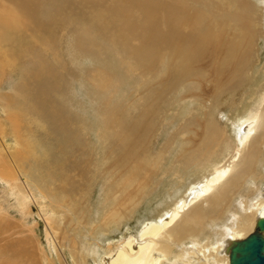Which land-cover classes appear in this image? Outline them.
<instances>
[{"label": "bare ground", "instance_id": "6f19581e", "mask_svg": "<svg viewBox=\"0 0 264 264\" xmlns=\"http://www.w3.org/2000/svg\"><path fill=\"white\" fill-rule=\"evenodd\" d=\"M202 2L204 7L201 6V8L198 0H0V67H12L24 56H35L39 59L38 68L28 75V79L36 80V86L38 83L35 97L40 98L42 102L38 100L44 105L48 99L47 88L52 85L54 76L58 72L56 73V69L52 68L43 57V48L49 47L51 40L44 35L42 38V34L46 32L50 34L49 36H54L58 31H65L67 27L72 26L74 22L72 19L75 20V18L74 23L83 28L84 42L88 41L89 46L98 47V51L104 44L114 48L128 73L140 75L142 71H147L157 75L159 71L155 67L161 64L166 65L163 73L158 74L161 77V80H158L161 87L147 88L145 96L147 103H143V109H139L140 113L138 112V117H135V123H125L120 117L117 118L115 132L121 137V145L123 147L125 145L128 155L124 154L125 149L124 156L119 159L116 154L111 155L108 162L110 159L114 162L102 171H113L111 176H118L112 183L115 185L113 187L117 188V192L114 191V199H117V193L122 196L123 193L129 195L125 196L119 207H107L99 220L100 223L94 226V230L99 227L109 232L113 231L114 226L120 227L125 219L132 217L139 204L138 199L140 200L141 196L139 191L145 188V182L144 184L136 183L132 178L134 176L124 175L123 170L129 165L131 157L138 159L142 155L140 153L144 152L143 149L147 146L146 138L155 126L154 117L152 118L151 114L157 113L160 105L165 103L164 98L171 95V90L178 84L183 87L184 91L181 93L183 98L197 103V108L192 106L195 111L190 107L189 115L186 113L188 116H185L184 124L179 126L178 131L185 129L189 132L195 128L191 125H199L204 133H201L202 137L198 141L200 143L197 144V148L195 146H192L194 150L191 147L187 150L180 148L183 152L178 153L180 155L176 156L175 161L184 162V164L193 162L207 174L203 173L199 180L190 183L186 190L182 191L173 203L158 215L141 221L137 234L126 233L116 241L111 240L106 245V249L103 248L105 254L99 259L101 264H230L229 247L233 240L243 239L252 233L256 228L257 219L264 216V186H258L257 183L264 181V171L261 169L264 163V81L256 87L252 95L249 94L243 111L244 115L240 116L237 122L233 121L235 139L227 133L226 126L220 125L217 120V116L224 109V103L225 105L236 104V96L242 94L244 89L250 86L248 81L251 82L254 79L252 67L257 61L255 49L259 39L255 37L257 33H263L264 30L262 21L264 0H261L263 6L254 4L255 7L259 6L261 11L253 10L251 0H202ZM59 19L62 22L56 23ZM28 30L30 33H27ZM52 40L54 42L55 38L53 37ZM94 49L98 52L96 48ZM91 78L101 88L109 86L110 77L102 69L94 71ZM45 82L47 86L44 89L42 86ZM30 83H32L31 80ZM195 89L197 90L192 92ZM39 101H36L37 104H40ZM40 107L42 109L44 106L40 105ZM202 108H206L205 113L200 111L204 120L198 118L201 115L199 110ZM53 115H55L54 121L63 126L66 122L64 116L58 110ZM149 117L150 120H148ZM124 125L130 132L133 131L134 135L136 130L144 132L141 136L137 133L135 137L133 136L134 139L131 137L135 141L131 144L128 134L122 129ZM111 127L112 123L107 129ZM0 129L2 132L5 128L0 127ZM196 133L193 135L196 136ZM138 135L142 138L139 139ZM112 138L114 139L113 136ZM120 147L115 146L112 150H119ZM72 153L73 151H63L61 157ZM107 157L105 156V160ZM137 161L131 165L141 169L143 162ZM148 161L152 166L157 165L153 164L152 160ZM2 162H6L2 164L8 167V170L0 171V177L6 181L13 180L14 177L11 174L17 169L18 164L6 157ZM113 163L115 164L112 165ZM66 166L67 170L81 169L79 172L81 181L86 182L87 167ZM128 171L131 170L128 169ZM175 176L177 177V174ZM10 183L11 191L15 190L16 183L14 181ZM108 184L110 187L111 184ZM68 186L67 180L64 186L67 193H62L61 197L72 204ZM243 188L247 189L245 194H241ZM113 190L110 192L112 193ZM42 194L45 198L48 190L45 188ZM84 194L86 192L81 195ZM238 195H241V198L239 203L237 202V208H233ZM26 198L28 199L26 195L19 198L22 209H26ZM38 200L36 199V202ZM83 200V203L86 202L85 198ZM37 205L44 216L45 210L41 203ZM231 211L232 216L229 222L220 225L218 230L207 231L208 225L224 220L226 214ZM43 218L49 242L59 245L58 233L60 232L55 225V217ZM187 240L192 241L189 244ZM102 247L97 244L95 247L89 246L87 250L93 251L98 257ZM114 247H116L115 251H112ZM55 252L57 257L61 258L62 253L57 246H55ZM49 263L53 262L49 260Z\"/></svg>", "mask_w": 264, "mask_h": 264}, {"label": "rangeland", "instance_id": "374dc122", "mask_svg": "<svg viewBox=\"0 0 264 264\" xmlns=\"http://www.w3.org/2000/svg\"><path fill=\"white\" fill-rule=\"evenodd\" d=\"M251 1L253 3V10L258 9V11H261L259 7L262 5L261 0ZM198 2L200 7H204L202 0H198ZM254 4L259 6L255 7ZM263 11L264 7L262 8ZM263 13L262 21L264 24ZM75 20L72 19V22H75ZM60 22H62L60 19L56 21V23ZM74 22L72 23L73 27H67L65 31H58L54 36L51 35L52 37L46 32L42 34V38L49 37V40H51L50 46L52 45L51 47L43 48L44 50L46 49L42 51L43 57H45L47 63L52 68L56 69V73L58 72V74L55 73L56 76H54L52 85H49L47 88L48 93L46 96L48 99L45 105L41 103L40 98L35 97L38 83L36 86V80L33 78L28 79V75L38 68L39 59L35 58V56H24V58H20L13 64L12 67H0V124L2 125L0 127L5 128L2 132L0 129V171L6 172L8 170V167L3 165L6 162H2L5 160V157L10 161L12 160L13 163L18 164L17 169L11 174L14 177L13 180L7 179L6 181L0 177V264H51L49 260L53 262L52 264H101L102 262L99 259L102 256L104 257L105 254L103 248L106 249V245L111 240L116 241L123 235H126V233L137 234L141 221L158 215L163 209L171 205L175 198L182 191H185L190 183L199 180L203 173L207 174V172H204L193 162L192 164L191 162L184 164V162L175 161L176 156H179L183 152V148L184 150L190 149V147L193 149L194 147L192 148V146L197 148L198 143H200L198 141L201 140L204 133L199 125H191L195 126L196 129L193 128L189 132L185 131V129L179 130L180 132L178 131V128L184 124L183 119L186 113L189 115L188 110L190 112L193 105L194 108H197V103L194 100L192 102L183 98L181 94L184 91L182 90L183 87L180 86L181 84H178L171 90L172 94L164 98V100L166 99L165 103L160 105L157 111L158 114H151V117H154L155 126L146 138L147 146L144 148L145 150L143 149L144 152L140 153L143 156L141 155L138 159L137 157H134V159L131 157L128 162L129 165L124 167V175L129 176L130 174L131 177L134 176L132 178L135 179L133 181H136V183L142 182L144 184L145 182V188L139 191V196L141 195L142 197L140 196V200L138 199L139 204L132 217L125 219L120 227L114 226L113 231L107 232L104 229H99V227L94 230V226L100 223L99 220L103 211L107 207H119L122 205L121 202L126 198L125 196L129 195L123 193L122 196L120 193H117V199H114V191L116 193L117 188L113 187L115 185H112V183L118 176L112 177L113 171H102L114 162L111 159L108 162L111 155L116 154V157L119 159L127 153L125 145L124 147L121 145V137L115 132L114 127H117V118L120 117L125 123H135L134 120L136 119L135 117H138L139 109H143V103H147L145 98L147 88L152 87L154 89L155 87H161V83H158L161 77L158 74L163 73L166 65L163 66L161 64L155 67L159 71L157 75L148 73L147 71H140V75L128 73L126 67L122 65L121 60L116 55L114 48L112 49V47L106 46V44L101 45L100 51L103 53L101 54L98 51V47L89 46L88 41V44L84 42L85 34L83 28ZM28 31L27 33H30ZM53 37L55 38V43L52 40ZM255 38L258 39V48L256 46L255 49L256 60L258 62L256 61L252 67V77L254 79L251 82L248 81V86H250L245 88L242 94L236 96L237 103L234 105H225L224 103V109L217 116L218 123L226 126L227 133L230 137H234L233 139H235L233 123L237 122L239 117L244 115L243 111L247 105L246 100L254 93L257 89L256 87L264 81V30L263 33H257ZM93 40L96 42L94 38ZM98 41L103 42V40ZM106 47L109 49L107 50ZM94 48L98 49V52ZM99 69L104 70L110 77L107 88H101V86L96 85L91 78V74ZM30 80L32 83H30ZM142 83L143 85H139ZM44 85L42 87L45 89L47 84ZM143 86L144 89H142ZM190 89L192 88L190 87ZM31 91H33V94ZM142 95H144L143 98H141ZM30 98L31 100H29ZM223 100L225 101L226 99L224 98ZM36 101H39L40 104H37L38 102ZM40 105L44 107L41 109ZM205 109L202 108L199 112L203 111L202 113H205ZM56 110L66 119V124L64 123L63 126L54 121L53 116L55 117V115L53 114ZM193 110L195 111V109ZM201 112L200 114L202 115ZM201 115L198 118L204 120L203 115L202 118ZM57 119L59 121V118ZM113 119L116 120V123L113 122ZM150 119L149 117L148 120ZM111 123L112 127L107 129ZM127 128L124 125L122 129L128 134V140L131 144L135 142L131 137H135L137 133L141 136L144 132L143 130H140V132L136 130L134 135V133L132 134L133 131L130 132ZM195 133L196 136L193 135ZM140 136L138 135L139 139L142 138ZM115 141L118 142L116 143ZM77 143L78 145H76ZM115 146L122 147L119 150H112ZM132 148H134L133 145ZM63 151H73V153L61 157ZM103 151L104 153L102 154ZM105 156H108L107 161L105 160ZM103 157L104 159H102ZM139 159L143 162H141V169L140 167H135L136 165L132 167L135 161H140ZM22 160L23 162H21ZM148 160H152L153 164L157 165L152 166ZM190 161L192 160L190 159ZM147 163L149 164L147 165ZM10 164L13 166L12 163ZM263 164L261 165V169L264 171ZM66 165H75L78 168L87 167V172L85 173L86 182L81 181V174L79 173L81 169L67 170L68 167ZM132 168L139 170H133ZM128 169L132 172L128 171ZM176 174L177 177L175 176ZM67 180L69 181L67 190L71 191L69 197L72 204L67 203L61 197L62 193H67L66 188L64 189ZM13 181L16 183V189L11 191L10 182L13 183ZM71 183L73 184L71 185ZM108 183L112 186L110 185L109 187ZM257 183L259 184L258 186H264V181ZM80 186L83 187L81 188ZM45 188L48 190V195L44 198V195H41V193H43ZM111 190H113V194L110 192ZM73 192L75 193L73 194ZM85 192L86 194L82 196L81 194ZM246 192L247 189L243 188L241 194H245ZM25 195L28 197V199L26 198V209H22L23 206H21L19 198ZM84 198L86 202L83 203ZM240 198L241 195H238L233 208H237V202L239 203ZM36 199H39L38 202H36ZM39 203H41L43 210H45L44 216H42L38 208L37 204ZM52 216L55 217V225H57L61 233H58L60 236L58 237L59 245H55L54 242L50 243L46 233L43 217L48 218ZM231 216L232 211L226 214L224 220L208 225L207 231L218 230L222 225L229 222ZM187 241L190 244L192 240ZM97 244L103 246L100 249L98 257L93 251L89 252L87 250L89 246L95 247ZM55 246L60 249L62 253L61 258L57 257ZM115 248L112 251H115Z\"/></svg>", "mask_w": 264, "mask_h": 264}, {"label": "water", "instance_id": "95a60500", "mask_svg": "<svg viewBox=\"0 0 264 264\" xmlns=\"http://www.w3.org/2000/svg\"><path fill=\"white\" fill-rule=\"evenodd\" d=\"M230 264H264V216L257 219L255 230L229 247Z\"/></svg>", "mask_w": 264, "mask_h": 264}]
</instances>
